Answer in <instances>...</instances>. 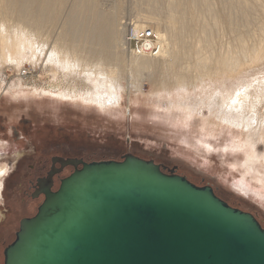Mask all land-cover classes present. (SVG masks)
<instances>
[{
  "label": "bare ground",
  "instance_id": "1",
  "mask_svg": "<svg viewBox=\"0 0 264 264\" xmlns=\"http://www.w3.org/2000/svg\"><path fill=\"white\" fill-rule=\"evenodd\" d=\"M161 1L140 0L145 3H143L145 6L147 4L150 7V13L153 14L149 17H142V20H139L141 25L152 26L150 20L156 18L155 15H159V12L163 11L162 8L155 7V5H160ZM216 1L222 5L220 10H217V7L213 6L214 4L212 5L214 2L212 0H166L169 3V6L164 9L166 29L158 28L159 30H157L153 26L151 28L156 36L154 44L161 49L160 54L137 55L131 52L133 46L126 41L125 27L122 28L123 30L121 29L122 34L119 38L116 14L101 13L97 9L99 5L95 4V0H77V5L68 12V23L63 32L60 34L58 31L59 37H54L57 40H53L51 44L47 43L50 44L47 54L54 55L55 47L60 48L58 52L61 57L65 55H63L64 52H69L70 54L67 53L69 56L65 55L66 58H57L58 62L67 70L71 69L75 74L91 67L89 72L83 74L84 79L92 81L96 78L90 83H97L96 85L103 86V89L100 88V90L96 85L93 88L94 85L91 87L90 84L88 89L79 88L76 85L62 88L55 84L47 88L34 87L30 92L31 95H26L29 86L22 85L23 83L21 84L20 81L17 84L8 85L6 89L3 88L4 86H0V95L5 93L16 100L21 97H31L32 99L46 97L58 101L72 100L85 105H95L104 111L108 109L121 110L124 92L128 93V106L142 103L144 92L136 74L143 68H154L155 71L161 73L162 77L160 80L158 78L153 81L159 90L155 88L154 96L150 94L153 97L150 96L149 99H146L148 104L165 113L166 116L162 115L161 117H165L164 123H169L167 125L171 127L168 130L170 133L168 138L172 139L176 136L180 138L177 135L179 130L176 131L173 128L183 129L197 125L199 130L221 128L234 135L240 133L232 139L226 148L232 154L247 150L244 151L245 159L242 164L244 171L241 173L243 179L240 178V184L242 183L241 187L244 188H253L251 180L257 170L256 164L262 159L256 152L253 136L264 129V115L259 113V108L264 105V81L255 83L251 80L253 77L248 79V75L251 74L252 64L264 62V38L258 36L260 32H263L260 33L261 37L264 36V0ZM66 3L62 0L10 1L11 7L16 9V13L23 16L25 21V28L20 27L24 31L22 34L19 32L21 36L18 35V31L13 30L18 35L14 38L16 50L19 48L23 51V56L28 57L31 62L45 57L43 50L46 49V43L40 42L44 39L46 41L48 38L41 40L44 35L45 18L47 13L61 14L60 11L55 13V10H59V8L61 10ZM56 4H59L58 9ZM146 9L149 10L147 7ZM158 18L155 20L156 23L160 19ZM50 21L49 23H51ZM159 21L163 23V20ZM22 23L20 24L22 25ZM133 24L130 29L135 35H140L149 27L143 28L137 23ZM13 28L16 29V27ZM256 30L260 31L256 34L258 38L253 32ZM7 42L12 41L8 39ZM118 46L125 56H129L130 62L118 51ZM49 62H51L50 59ZM262 68H264V63L258 67V70H262ZM123 77H128V88L123 82L120 83V79ZM230 81L231 85L228 86L226 83ZM216 83H223V86L218 85L219 88H212L211 85ZM194 119H196L195 123H193ZM240 135L242 137H239ZM187 137L181 140L189 145L191 141L187 140ZM2 142L3 147L7 145L4 141ZM201 144L204 143L201 142ZM205 145L208 149L211 147L210 144ZM15 156L18 159V154ZM6 157L4 154H0L1 163L4 160L7 161ZM14 164L13 161L10 162L11 168ZM9 170L6 167L0 168V200L3 197L2 181ZM262 177L264 176L262 175ZM262 180H260V186L264 189ZM261 188L254 190H262ZM4 219H7V216L0 210V222Z\"/></svg>",
  "mask_w": 264,
  "mask_h": 264
},
{
  "label": "rangeland",
  "instance_id": "2",
  "mask_svg": "<svg viewBox=\"0 0 264 264\" xmlns=\"http://www.w3.org/2000/svg\"><path fill=\"white\" fill-rule=\"evenodd\" d=\"M10 1L12 0H0V86H4L3 88L6 89L8 85L17 84L21 81L22 85L29 86L26 95H31L30 92L34 87L38 89L47 88L55 84L56 86L60 85L62 88L76 85V87L85 89H88L90 84L91 87L94 85L93 88H95L97 83L90 82L96 80V78L92 77L94 78L92 81L84 79L85 73L89 72L91 67L85 68L87 70L83 69L84 73H82L83 70H80V72L82 71L81 73L75 74L71 69L67 70L66 67L62 66L58 62L59 59H57L66 58L67 56L65 55L69 52H64L63 55H65L61 57L60 52H58L60 48L57 49L55 47L54 55H51L52 58H49L51 56L47 54L49 52L48 47H50L52 41L57 40L54 37L58 38V35L65 29L69 18L68 12L77 5V0H68L67 3L66 0H62L66 4L61 10L58 6L59 4H56V8H59V10H55V13L56 11L61 13H57L58 16L57 14L51 15L47 13L45 21L49 23V20H51V23L46 25V22H43L44 35L41 40L48 38L46 41L45 39L40 41L46 43L45 47L47 50L44 47L45 57L43 56L35 62H31L28 57L23 56V51L19 48L20 51L16 50L14 47V38L18 35L21 36L19 32L21 34L24 32L21 28L22 26L23 29L25 28V21L23 16L19 15V13L17 14V10L11 7ZM95 2L96 5H99L97 9L101 13L103 12L105 15L106 13L116 14L115 20L120 32L119 38L123 27L126 30V37L127 34L131 33L133 23H137L143 28L148 26V28H152L153 26L157 30L166 29L164 9L169 6L166 0H162L160 5H155V7L162 8L163 11L159 12V15H155L156 18L150 20L152 26L139 23L142 17L153 15L150 13V7L147 4L145 6V3L140 2V0H95ZM212 2V5L214 4L213 6L220 10L219 8L222 7L221 3L219 4L216 0H212ZM141 3L144 4L142 5ZM8 7L9 10H12H10V13H8ZM157 18L163 20V23L159 20L156 23L155 20ZM159 22L161 23L159 24ZM12 25L18 29H14ZM13 30L15 32L18 31V35ZM256 31L253 32L257 37L256 34L260 31ZM57 32L60 34H57ZM259 34V38L263 39L264 36L261 37V34ZM8 39L12 42H7ZM47 43L50 44L48 45ZM117 49L125 56L120 51L119 46ZM49 59L51 62H49ZM125 59L130 62L129 56H125ZM263 63L251 65V74L249 73L248 79L253 77L251 80L255 81V83L264 81V68L258 70V67H261ZM65 68L67 71L64 70ZM136 76H138L137 79L142 85L144 92L142 103L128 106V93L124 92L121 110L108 109L104 111L95 105H85L72 100L58 101L46 97L33 99L31 97H21L16 100L5 93L0 95V141H4L7 144H4L5 146L3 147V142H0V154H4L8 158L7 161L4 160L2 163L0 161V168L6 167L10 169L2 181L3 197L0 200V210H2L4 215H6V210H9L10 216L7 222H0V264H4V248L13 240L19 227L18 221L20 218L25 214H33L36 211V204H33V200L27 205L22 203L21 197L17 193L18 189H21L20 185L29 176L33 175L35 170L32 169V166L38 167L42 161L45 163L49 161L50 164L52 157L58 158L59 161L81 158L91 162L111 159L122 160L126 154L131 153L147 160H153L160 164L167 173L174 172L186 176L199 186H212L218 196L230 205L254 214L264 227V189L260 186V180L263 179L262 181L264 182V177H262V175L264 176V129L259 132L262 134L259 135L257 133L253 136L256 152L262 158L260 160L261 163L258 162L256 164L257 172L255 171V175L253 174L254 177L251 180L253 188L241 187L242 183L240 184V182L243 179L241 173L244 171L242 165L245 159L244 151L247 150L244 149L241 153L232 154L226 148L232 139L236 138L240 133L234 135L232 132L230 133L221 128L199 130L197 125L184 127L183 129L173 128V130H179L177 135L180 138H177V136L172 139L168 138L170 134L168 130L171 127L167 125L169 123H164L165 117H161L162 115L166 116L165 113L147 103V99L155 94L154 90L158 87L153 81L158 78L160 80L162 78L161 73L155 71L154 68L147 67L146 69H141ZM127 78L123 77V79H120V83L123 82L126 88H128L129 83ZM230 83L231 81L226 84L230 86ZM218 85L223 86V83H216L211 86L216 89L219 88ZM96 87L98 86L96 85ZM98 88L103 89V86ZM157 90L159 89L157 88ZM259 113L264 115V105L259 108ZM205 114L208 116L206 111ZM195 122L196 119L193 120V123ZM186 137L187 140L191 141L189 145L181 140ZM239 137L242 136L240 135ZM201 142L204 144H201ZM205 144L211 145L210 150ZM16 154H18V159L15 158ZM11 161L15 163L13 168L10 166ZM70 167L72 166L64 167L66 169L64 172L65 176L72 172ZM257 188L262 190L258 189V191H255Z\"/></svg>",
  "mask_w": 264,
  "mask_h": 264
},
{
  "label": "water",
  "instance_id": "3",
  "mask_svg": "<svg viewBox=\"0 0 264 264\" xmlns=\"http://www.w3.org/2000/svg\"><path fill=\"white\" fill-rule=\"evenodd\" d=\"M73 166L21 221L4 264H264V227L210 185L134 154Z\"/></svg>",
  "mask_w": 264,
  "mask_h": 264
},
{
  "label": "flooded vegetation",
  "instance_id": "4",
  "mask_svg": "<svg viewBox=\"0 0 264 264\" xmlns=\"http://www.w3.org/2000/svg\"><path fill=\"white\" fill-rule=\"evenodd\" d=\"M82 160L86 161L84 159H82ZM113 160H116V159H113ZM122 160H119V161H122ZM70 168H72L71 169L72 172L75 170L73 166ZM32 169L35 170V171L33 170L34 171L33 175L29 176L24 181V183H22L20 185L21 189L19 188L17 193L21 197L22 203L23 204L25 203L24 205H27L29 202H31V200H33L34 201L33 204H36V211L33 214H25V215H23L22 218H20V220L18 221L19 227H18L17 231L15 232V236H14L13 240L7 246H9L11 243H13V241L16 239V233L20 229L21 221L24 219H27V218H32L38 213V209H39L40 205L45 200V195L43 193V190L48 185H50V183H51L53 185L52 190L57 191L60 187L61 180L65 177L71 175V173H72L71 172L69 175L65 176L64 172L66 171V169H64V166L62 165V161H59V159L55 158V157L51 158L50 164H49V161H47L46 163L42 161L41 165H39L38 167L32 166ZM56 185H57V187H56ZM5 213L8 217V219H4L3 222H7L9 220V216H10L9 210H6ZM5 248H4V251H5ZM4 251H3V253H4Z\"/></svg>",
  "mask_w": 264,
  "mask_h": 264
},
{
  "label": "built area",
  "instance_id": "5",
  "mask_svg": "<svg viewBox=\"0 0 264 264\" xmlns=\"http://www.w3.org/2000/svg\"><path fill=\"white\" fill-rule=\"evenodd\" d=\"M127 42L133 46L132 53L137 55H159L161 49L154 44L156 38L154 31L148 28L140 35H135L133 32L127 34Z\"/></svg>",
  "mask_w": 264,
  "mask_h": 264
}]
</instances>
